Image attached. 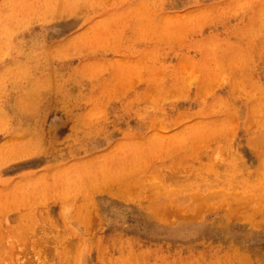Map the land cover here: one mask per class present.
Here are the masks:
<instances>
[{
  "label": "rangeland",
  "instance_id": "374dc122",
  "mask_svg": "<svg viewBox=\"0 0 264 264\" xmlns=\"http://www.w3.org/2000/svg\"><path fill=\"white\" fill-rule=\"evenodd\" d=\"M263 157L264 0H0V264H264Z\"/></svg>",
  "mask_w": 264,
  "mask_h": 264
},
{
  "label": "bare ground",
  "instance_id": "6f19581e",
  "mask_svg": "<svg viewBox=\"0 0 264 264\" xmlns=\"http://www.w3.org/2000/svg\"><path fill=\"white\" fill-rule=\"evenodd\" d=\"M264 158V157H263ZM264 160V159H263ZM263 162V161H262ZM262 164V163H261ZM200 170H198V172H199ZM259 188V187H258ZM261 190V189H260ZM164 198V197H163ZM198 205V204H197ZM64 247V246H63ZM65 248V247H64ZM62 250V249H61Z\"/></svg>",
  "mask_w": 264,
  "mask_h": 264
}]
</instances>
